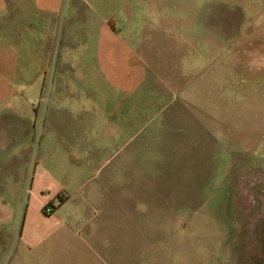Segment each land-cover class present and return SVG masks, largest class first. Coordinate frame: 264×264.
Masks as SVG:
<instances>
[{
	"label": "rangeland",
	"instance_id": "374dc122",
	"mask_svg": "<svg viewBox=\"0 0 264 264\" xmlns=\"http://www.w3.org/2000/svg\"><path fill=\"white\" fill-rule=\"evenodd\" d=\"M25 1L0 9V264H243L264 217V0ZM105 18L145 70L128 104L97 71ZM48 95L56 129L26 136L17 113Z\"/></svg>",
	"mask_w": 264,
	"mask_h": 264
},
{
	"label": "crops",
	"instance_id": "0c3cea01",
	"mask_svg": "<svg viewBox=\"0 0 264 264\" xmlns=\"http://www.w3.org/2000/svg\"><path fill=\"white\" fill-rule=\"evenodd\" d=\"M51 4H55L54 7L59 6L58 0H52ZM34 4H37V0L33 1ZM27 4V1L25 0H0V9H22ZM51 5V7H52ZM97 6V5H96ZM95 8V7H93ZM107 18L102 19L101 23L98 26L96 36L94 39V55H95V62L98 74L100 76V79L106 84L109 83L113 85L115 88L121 90L126 95L120 96L117 99V103L119 104H128L129 101H127V93L129 91L134 90L138 86H140L145 79V70L142 68L141 64L139 63V56L134 53L135 50H133V46L124 45L123 42L120 39V36L118 34L117 27L113 30V28L107 24L106 22ZM7 43V46H4V49H6L9 45ZM11 48V46H10ZM8 47L7 54H10L12 51ZM113 59H116L115 62ZM124 61L126 65H123L125 69H122L124 71L119 72L117 70V66L119 63V60ZM117 62V64H115ZM16 65L12 64L11 69H9V73L15 72L18 70L16 69ZM11 76V75H10ZM16 77V76H15ZM14 78V76L12 77ZM15 80V79H14ZM100 83H102L100 81ZM10 84V83H9ZM13 84V82H12ZM10 87V86H9ZM28 87V86H25ZM30 87V86H29ZM41 87H39L38 95L40 93ZM35 91V90H34ZM49 93V92H48ZM38 103H43L44 106L42 107L41 111L37 108L34 109L33 106L27 107V105L23 104V111L21 112L17 110L13 105L14 101L12 102V106H10L9 115L18 116L17 114H21L19 118H21L24 122V125L27 127L28 131L26 133V136H33L34 129L37 124H40L42 128H50L52 130L56 129L57 124L59 123V120L55 119V114H53V106L57 104V98L49 95L45 97L44 101L42 98L38 96L37 98ZM16 110L20 111L21 113L16 114ZM23 114V115H22ZM75 113L66 114L64 115V119L69 120L68 123H71L69 128L73 130V132L78 131V126L73 125V117ZM125 116H127L125 114ZM134 116V117H133ZM134 118V119H133ZM137 116L136 114H132V112L128 113V116L126 117L123 127L126 128L129 125H133L135 123L134 120H136ZM58 119V118H57ZM134 121V123H132ZM57 123V124H56ZM118 125V124H117ZM136 125V124H135ZM95 127H99V125H94ZM119 126V125H118ZM25 151H29V149H25ZM18 197L19 195H12L10 198L14 201L20 200ZM15 208L17 209L19 206L22 205L20 202H15ZM6 208V209H5ZM4 210H6V217L3 218V224L4 225H10L9 222L11 218L14 217L16 210H12L10 207L4 206ZM23 210V209H22ZM8 211V212H7ZM41 211H43V207L41 206ZM4 214V215H5ZM24 215V214H23ZM258 226H255V224H250L246 228V230L249 232L250 238L244 236L243 239H247L244 247L243 252V264H264V235L262 234L264 232V217H259ZM14 225V224H13ZM6 226L8 227V231L10 232L14 231L17 232V238L20 240V243L22 242L21 239H23L24 231H26V220L24 219L19 229L17 227L14 228V226ZM11 227V229H9ZM254 228H257L256 230ZM245 230V227H244ZM255 232V234H252ZM254 236V237H253ZM19 243V242H18Z\"/></svg>",
	"mask_w": 264,
	"mask_h": 264
},
{
	"label": "flooded vegetation",
	"instance_id": "af4514ba",
	"mask_svg": "<svg viewBox=\"0 0 264 264\" xmlns=\"http://www.w3.org/2000/svg\"><path fill=\"white\" fill-rule=\"evenodd\" d=\"M247 228V226H245V229ZM264 235V232L262 233Z\"/></svg>",
	"mask_w": 264,
	"mask_h": 264
}]
</instances>
